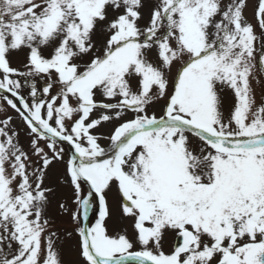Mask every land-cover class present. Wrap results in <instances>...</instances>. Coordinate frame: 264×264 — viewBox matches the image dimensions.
<instances>
[{
	"label": "snow or ice",
	"instance_id": "snow-or-ice-1",
	"mask_svg": "<svg viewBox=\"0 0 264 264\" xmlns=\"http://www.w3.org/2000/svg\"><path fill=\"white\" fill-rule=\"evenodd\" d=\"M0 264H264V0H0Z\"/></svg>",
	"mask_w": 264,
	"mask_h": 264
},
{
	"label": "rangeland",
	"instance_id": "rangeland-1",
	"mask_svg": "<svg viewBox=\"0 0 264 264\" xmlns=\"http://www.w3.org/2000/svg\"><path fill=\"white\" fill-rule=\"evenodd\" d=\"M251 14H252V8H251V4H250L249 9H248L249 17H251ZM20 59L21 58L14 59V61H13L14 65H18L20 63ZM260 92H261L260 88H257V96L258 97L260 96ZM230 102H231V96H228V98L226 99V105ZM102 143H104L106 145L107 142H102ZM57 167L60 168L62 166L58 165ZM109 200H110V204L113 208V212L115 213L117 205H118V197H117L115 191L109 193ZM91 219H92V221H94L95 215H91ZM109 223L111 224V221ZM129 233H131V228H129ZM168 242L171 243V238H169ZM72 258L73 257L71 255L68 256V259H72Z\"/></svg>",
	"mask_w": 264,
	"mask_h": 264
}]
</instances>
